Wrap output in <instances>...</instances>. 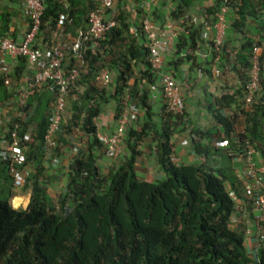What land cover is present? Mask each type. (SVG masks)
I'll return each instance as SVG.
<instances>
[{
	"label": "trees",
	"instance_id": "trees-1",
	"mask_svg": "<svg viewBox=\"0 0 264 264\" xmlns=\"http://www.w3.org/2000/svg\"><path fill=\"white\" fill-rule=\"evenodd\" d=\"M182 3L188 5L190 0H180L168 12V17L180 25L168 65L185 61L194 64V51L204 41L205 25L189 22ZM221 3L222 0H213L207 7L205 20L210 25ZM44 4L40 29H52L62 12L67 15L64 28H84L97 2L44 0ZM252 6L249 0L230 2L229 9L237 15L231 24L234 29H241L246 14H257ZM115 20V26L103 39L87 42L84 64L68 94L69 123L59 134L54 151L62 147L59 143L67 146L64 134H72L76 128L87 140L84 147L73 153L65 189L57 199L49 195L47 186L40 181L45 171L42 164L46 154L44 134L50 122L53 90L48 85L33 90L25 103L18 106L17 115L7 120L9 128L17 125L19 143L25 154L23 164H29L33 170L25 179L24 185L28 181L32 183L25 208L11 205L9 187L0 195V264H264V230L257 231L253 253L246 246L245 231L249 222L244 223L245 207L253 206L252 198L243 188L241 179L227 166L232 157H244L245 139L255 145L264 162V20L260 22V39H244L236 49L241 71L237 70V65L234 70L241 79V89L215 99L218 108L213 118L220 127L191 129L193 150L204 158L200 162L186 163L173 161L171 142L184 114L166 110L162 105L159 120L152 119L149 86L140 87L144 83L154 84L157 77L148 61L146 38L143 33L136 36L131 32L125 10H121ZM76 34L77 30L74 37ZM4 35L1 27L0 36ZM210 44L212 48L213 42ZM225 45L223 41L221 57L226 51ZM254 45L263 48L260 82L258 93L246 110L244 90L249 53ZM106 52L107 62L103 56ZM220 62L223 65L222 59ZM74 64L71 58L70 66ZM138 64H142L143 69L136 71ZM18 66L13 73L16 81L26 68L25 58L19 57ZM104 66L114 75L113 93L109 95L105 88L98 89L94 85L98 70ZM132 77L134 82L129 84ZM13 78L14 86L10 82L6 87L0 76L2 99L14 94L17 83ZM80 85L85 87L83 91L78 89ZM128 97L137 103L143 116L138 115L128 126L123 137L125 153L105 173L97 162V152L104 147L97 139L93 118L111 98L116 101L118 118L127 106L125 98ZM233 105L244 117L242 128L235 125L234 110L230 115L222 111ZM27 136L31 140H26ZM214 140L217 144H213ZM152 141L155 142V161L164 174L155 181L140 177L136 165L143 152L141 147L144 144L150 147L148 142ZM218 145L227 146L228 161L215 167L210 158L219 150ZM0 161L3 177L10 178L13 184L8 161L1 155ZM239 215L242 216L239 218ZM233 216H237L239 225L233 224Z\"/></svg>",
	"mask_w": 264,
	"mask_h": 264
},
{
	"label": "crops",
	"instance_id": "crops-1",
	"mask_svg": "<svg viewBox=\"0 0 264 264\" xmlns=\"http://www.w3.org/2000/svg\"><path fill=\"white\" fill-rule=\"evenodd\" d=\"M179 1L180 0H117L113 8L107 11L106 17L111 16L116 18L120 14L121 10H125L127 21L129 22L131 28L139 26L141 19L148 17L157 28H161L168 33L170 31L168 24L170 22H175L168 17V12L176 4H178ZM249 1L250 4L253 5V8L251 7L252 11L253 9H256L257 16L246 14L244 22L242 23V27L239 30L234 29L231 25L237 19L236 13L231 8L227 12V29L226 37L224 39V42H226V51L220 58V61L222 59L223 65L220 61L215 62L212 59L210 42L212 41L215 32L213 29L210 30L209 28L204 29L208 31L207 38L203 39L204 41L201 46L194 51L196 60L194 64L190 65L189 62L185 61L175 66L168 65L167 61L170 60L171 56L170 54L166 56L163 70L170 73L181 87L182 95L180 104L182 113L184 114L181 123L178 124L177 130L171 139L174 151L172 156L173 161L185 163L202 161L204 157L195 153L193 150L191 144V129L200 128L203 130H213L219 128L220 125L213 118V114L218 108L215 103V99L223 93H237L241 89V79L234 70L235 66L237 65V70L241 71V67L238 64L239 62L236 61L235 52L237 47H240L244 39L252 38L256 41L260 39L259 31L262 28H260V22L264 20V0ZM211 3H213V0H190L188 5H183L182 3L181 6L184 8V11L189 18V22L198 26L201 23L204 24L206 21L205 12ZM136 23L138 25H136ZM1 27L3 32L6 34L5 36L8 35L17 42L22 40L24 33L28 28V19L23 14L22 7L18 0H0V29ZM78 28L79 27H65L62 32H57L55 31V28L50 29L49 27H44L40 29L38 35L36 36L34 45L47 51L53 41H58L62 43L64 47H67L72 38H74V33ZM140 39L141 37L138 36L139 42ZM261 49L263 53V48L261 47ZM107 53L108 52L103 53L104 58H106L105 62H107L109 58ZM10 63L12 64L13 68L11 75L12 79L13 73L17 70V67H19V58L10 59ZM64 65L67 68L70 66V58L65 60ZM262 66L264 73V56H262ZM140 67L143 69L142 64H138L135 67L136 71H138ZM213 67H221L222 74L218 77H215L211 70ZM240 71L238 72L240 73ZM26 73L27 70L24 68L21 76L16 78L17 81L13 78L14 81H16L17 86L24 81ZM133 82L134 77L129 80V84H132ZM112 84L113 79L107 86H102L98 84L97 81H94L95 88H105L107 90L106 95L113 93ZM11 85L14 86L13 81H11ZM145 85H148L150 89L151 98L149 102L151 105L152 119L159 120V113L161 112V107L163 105L159 85V75H157L154 84L149 85L144 83L140 87ZM78 89L83 91L85 87L80 85ZM2 95L3 93L0 87V113L2 117L1 131L3 132V130L8 128L7 120L10 117L17 115L18 106L16 102V94H12L10 97L3 99ZM125 99L126 105L137 106V103L131 98L128 97ZM116 109V101L114 98L109 99L105 104H103L102 111L96 117L97 132H114L117 125ZM245 109L248 110L249 106L245 105ZM233 110L236 114V116L233 114L235 116V125L238 128H242L245 124L244 117L243 115L239 114L234 105L231 108L227 107L222 109L224 113L226 112V114L229 115L233 113ZM139 116L140 118L143 116L142 110H140ZM64 136L65 140L68 142L67 146L63 145V143H59L62 145V147L59 149L60 151L57 150L46 153L42 163L45 167V171L44 176L40 181L44 182V184L47 186V192L49 195L56 199L58 194L65 189L68 165L73 153L77 152L79 148L84 147L86 143L85 141L87 140V137L79 128H76L74 133L66 135L64 134ZM148 143L150 144V147H148L146 144L141 147L143 152L137 159V172H142L141 174H138L140 177L144 178L141 175L147 176L153 168H156L155 172H151V175H153V178H160L163 172L160 170L155 161V142L152 141ZM121 144L123 147V152L125 153L123 139ZM213 144H217V142L214 140ZM218 146L219 150L217 149L218 151L217 153L215 152L214 157L210 158L212 160L213 166L215 167H218L221 163H227L228 161L227 157L225 156L227 153V146ZM97 154V162L103 172L107 173L111 166L116 165V158H108L104 152V149L99 150ZM254 159L257 163V166L261 169H264L262 156L257 150ZM227 166L231 167L233 173H235L236 176L241 179V183L244 188L245 185L248 184V179L245 176L244 157H242V155L232 157L227 163ZM31 184L32 183L28 181L26 185H23V187H14L10 178L7 180L3 177V166L0 161V192H3V188L9 187V192L12 193V196L10 197V203L14 208H25L27 206L31 196ZM245 212L247 213V217L245 218L244 223L249 222V227H246L245 231L246 246L248 251L253 253L257 243V231L262 229L264 230V212L254 208L253 206H250L249 208L246 206ZM236 224L239 225V223Z\"/></svg>",
	"mask_w": 264,
	"mask_h": 264
},
{
	"label": "built area",
	"instance_id": "built-area-1",
	"mask_svg": "<svg viewBox=\"0 0 264 264\" xmlns=\"http://www.w3.org/2000/svg\"><path fill=\"white\" fill-rule=\"evenodd\" d=\"M18 1L22 7L23 14L28 19V28L22 40L18 42L9 36H0V76L3 79V84L9 87L13 72L10 59L25 58L27 73L24 81L17 86L14 92L17 97V106L24 104L30 93L35 89L48 85L53 90L50 122L44 134L45 153H50L58 146V136L65 131V126L69 123L66 112L67 98L71 91V86L79 76L81 67L84 64L86 44L89 40L103 39L106 32L115 26V18L106 17V13L113 8L117 0H95L97 4L89 12L86 26L77 29L76 36L72 38L67 47H64L58 41H53L47 51L34 46V40L43 24L44 0ZM231 1L222 0L211 25L208 20L204 22L206 28L213 29L215 32L211 48V53L213 52L214 54L213 61L215 62H219L221 58L220 51L227 29L226 15ZM66 20V13H60L52 29L55 28V31L62 32ZM168 27L170 31L167 33L163 29L157 28L148 17H144L141 19L139 26L131 28V32L135 35L143 33L146 38L149 48L148 61L151 70L156 75H159L160 92L166 110L182 113L180 104L181 87L170 73L163 70L166 56L174 47L180 25L177 22H170ZM207 36L208 31L203 30L202 38L206 39ZM261 53L262 49L258 45H254L249 53L247 81L244 90L246 106H250L258 93ZM67 58H73L75 63L69 68L64 65ZM211 70L215 77L222 74V70L218 67H213ZM112 79L113 74L105 66L101 67L95 76L97 83L102 86H107ZM139 114L140 108L138 106L127 105L118 115L117 125L113 133H96L97 139L103 145L108 158L113 159L123 155L121 141L128 126ZM93 121L96 125V117L93 118ZM1 125L2 117L0 113V155L8 161L13 186L20 188L25 184L28 173L33 169L29 164H23L25 154L19 143V137L16 132L17 125L13 126V128L8 127L3 132L1 131ZM26 140H31L30 136H27ZM255 155V145L245 139L243 156L245 159V176L248 179V184L244 188L252 198L253 206L264 211V169L257 166L254 159ZM237 208L240 210L239 207ZM236 218L237 216L231 218L235 225L238 222Z\"/></svg>",
	"mask_w": 264,
	"mask_h": 264
},
{
	"label": "rangeland",
	"instance_id": "rangeland-1",
	"mask_svg": "<svg viewBox=\"0 0 264 264\" xmlns=\"http://www.w3.org/2000/svg\"><path fill=\"white\" fill-rule=\"evenodd\" d=\"M66 112H67V109H66ZM67 114H68V112H67ZM69 115V114H68ZM118 158V157H117ZM115 159V160H119V158L118 159ZM114 161V160H113ZM155 170H156V168H153L150 172H149V174L147 175V176H145V175H141V176H143L146 180H150V181H155L156 180V178L158 179L159 177H154L153 178V175H151V172H155ZM138 173H142V172H140V171H138ZM162 176H164V174L162 173V175H161V177ZM160 177V178H161ZM3 189H6V188H3ZM0 195H2L3 196V192H0Z\"/></svg>",
	"mask_w": 264,
	"mask_h": 264
}]
</instances>
